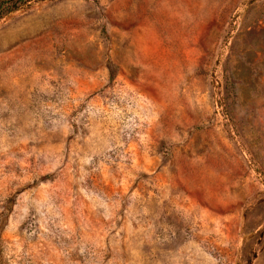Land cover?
Listing matches in <instances>:
<instances>
[{"label":"rangeland","instance_id":"374dc122","mask_svg":"<svg viewBox=\"0 0 264 264\" xmlns=\"http://www.w3.org/2000/svg\"><path fill=\"white\" fill-rule=\"evenodd\" d=\"M0 264H264V0L2 18Z\"/></svg>","mask_w":264,"mask_h":264},{"label":"trees","instance_id":"16d2710c","mask_svg":"<svg viewBox=\"0 0 264 264\" xmlns=\"http://www.w3.org/2000/svg\"><path fill=\"white\" fill-rule=\"evenodd\" d=\"M34 1L42 0H0V20Z\"/></svg>","mask_w":264,"mask_h":264}]
</instances>
